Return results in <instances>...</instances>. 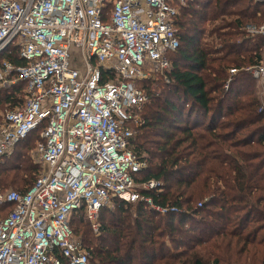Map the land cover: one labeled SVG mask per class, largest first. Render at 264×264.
<instances>
[{
    "label": "trees",
    "instance_id": "16d2710c",
    "mask_svg": "<svg viewBox=\"0 0 264 264\" xmlns=\"http://www.w3.org/2000/svg\"><path fill=\"white\" fill-rule=\"evenodd\" d=\"M248 24H264V1L181 7L169 81L141 83L150 97L133 139L146 162L136 180L157 183L145 193L167 212L115 198L93 233L83 210L75 211L71 225L89 264H264V103L250 71L264 60V35H249ZM5 57L23 62L13 50L0 54V66ZM25 86L0 89V115L23 102ZM40 131L2 157V190L26 192L43 171L33 157ZM11 208L0 204V214Z\"/></svg>",
    "mask_w": 264,
    "mask_h": 264
},
{
    "label": "built area",
    "instance_id": "2783aa9c",
    "mask_svg": "<svg viewBox=\"0 0 264 264\" xmlns=\"http://www.w3.org/2000/svg\"><path fill=\"white\" fill-rule=\"evenodd\" d=\"M186 2L0 0V54L14 50L23 61L3 59L0 89L26 84L23 102L0 115V161L41 128L33 157L44 167L26 192L0 188V204L12 206L0 214V264H89L72 214L82 209L97 232L101 209L115 198L167 212L145 193L157 183L136 180L146 162L133 139L150 97L141 83L169 81ZM245 28L264 35V24ZM73 45L84 69L71 65ZM250 71L264 103V60Z\"/></svg>",
    "mask_w": 264,
    "mask_h": 264
},
{
    "label": "rangeland",
    "instance_id": "374dc122",
    "mask_svg": "<svg viewBox=\"0 0 264 264\" xmlns=\"http://www.w3.org/2000/svg\"><path fill=\"white\" fill-rule=\"evenodd\" d=\"M256 24V23H255ZM247 26V25H246ZM245 26V27H246ZM70 61H71V65L73 67H76V68H80V69H84V60H83V57H82V53L81 51L75 47L74 45L71 47L70 49ZM261 93H262V89L260 88V96H261ZM34 159H37V158H34ZM9 189H14V188H9ZM115 206V200H112L111 202H109L106 207H110V208H113ZM93 232V231H92ZM95 233V231L93 232ZM97 233V232H96ZM79 237V236H78Z\"/></svg>",
    "mask_w": 264,
    "mask_h": 264
}]
</instances>
